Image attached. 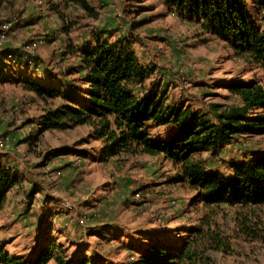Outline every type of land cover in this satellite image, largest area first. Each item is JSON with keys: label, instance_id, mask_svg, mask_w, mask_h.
Returning a JSON list of instances; mask_svg holds the SVG:
<instances>
[{"label": "rangeland", "instance_id": "374dc122", "mask_svg": "<svg viewBox=\"0 0 264 264\" xmlns=\"http://www.w3.org/2000/svg\"><path fill=\"white\" fill-rule=\"evenodd\" d=\"M87 1L94 15L72 3L66 8L64 0H0V26L11 24V33L0 36V62L7 64L0 71V141L9 137L0 144V159L5 169L12 168L23 179L6 194L0 240L10 255L30 258L47 231L71 255L80 249L113 264H130L136 256L128 245L141 247L148 235L178 244L191 241L188 234L176 233L198 225L201 206L192 205L194 193L175 182L178 170L162 155L101 160L98 151L104 144L90 138L86 126L41 131L45 111L60 101L38 97L29 90L28 79L63 89L64 81L77 77L66 76L79 63L73 47H95L96 37L125 44L133 38L132 48L151 70L148 83L165 89L171 101L204 112L213 104H239L228 83L249 81L252 75L261 79L263 72L236 57L204 26L174 11L166 0ZM54 5L65 13V21L51 11ZM72 22L75 25L65 32ZM19 72L25 79L3 80ZM256 157H264L263 135H240L218 154L200 158L227 175L234 161ZM220 207L217 223L232 236L237 228L235 209ZM57 210L62 213L55 214ZM58 215L60 219L54 218ZM191 246V264H264L260 242L234 239L232 254L198 253L195 244Z\"/></svg>", "mask_w": 264, "mask_h": 264}, {"label": "trees", "instance_id": "16d2710c", "mask_svg": "<svg viewBox=\"0 0 264 264\" xmlns=\"http://www.w3.org/2000/svg\"><path fill=\"white\" fill-rule=\"evenodd\" d=\"M166 2L190 22L211 31L247 65L262 70L261 79L252 75L249 81L228 83L227 89L238 96L239 104H213L209 112H204L186 102L171 101L165 89L148 83L151 70L132 48L133 38L125 44L96 37L95 47L74 46L72 53L78 52L79 63L66 76L77 77L64 81L63 89L26 80L29 90L38 97L60 101L45 111L39 123L41 131L86 126L91 130L90 138L104 144L98 151L101 160L162 155L178 170L175 182L194 193L192 205L201 206L197 209L198 225L173 232L188 234L191 241L178 244L157 234L148 235L141 247L128 245L136 256L130 264H191L188 249L193 243L198 253L215 250L225 254L233 253L234 239L264 244V157L251 162L233 160L227 175L210 169L200 158L204 153L218 154L240 135L264 136V0ZM71 3L89 15L95 14L87 0H64L66 8ZM51 11L66 20L58 6H52ZM74 25L69 23L64 31L68 33ZM5 65L1 61L0 69ZM17 76L25 74L19 72L3 80ZM81 154L86 156L85 152ZM21 182L23 179L12 168L5 169L0 159V210L6 194ZM220 204L235 209L237 228L232 236L217 223L222 213ZM46 234L30 258L10 255L0 240V264H113L85 250L77 249L71 255L49 232Z\"/></svg>", "mask_w": 264, "mask_h": 264}, {"label": "built area", "instance_id": "2783aa9c", "mask_svg": "<svg viewBox=\"0 0 264 264\" xmlns=\"http://www.w3.org/2000/svg\"><path fill=\"white\" fill-rule=\"evenodd\" d=\"M3 15H4V12L0 11V17H2ZM10 21L12 23L13 20L10 19ZM10 27H11V24H9V23H5L2 26H0V36H3V38L7 37L8 34L11 33L10 32ZM8 140H9V137L6 136L3 139H1L0 144L2 145L3 143H6ZM63 207L69 208V203H63ZM61 216L62 215H58V216H55L54 218L60 219Z\"/></svg>", "mask_w": 264, "mask_h": 264}, {"label": "crops", "instance_id": "0c3cea01", "mask_svg": "<svg viewBox=\"0 0 264 264\" xmlns=\"http://www.w3.org/2000/svg\"><path fill=\"white\" fill-rule=\"evenodd\" d=\"M37 14V13H36Z\"/></svg>", "mask_w": 264, "mask_h": 264}]
</instances>
